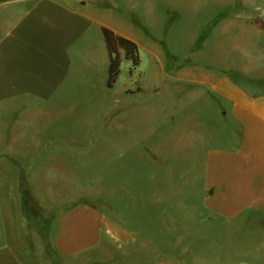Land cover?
Returning a JSON list of instances; mask_svg holds the SVG:
<instances>
[{
	"label": "rangeland",
	"instance_id": "374dc122",
	"mask_svg": "<svg viewBox=\"0 0 264 264\" xmlns=\"http://www.w3.org/2000/svg\"><path fill=\"white\" fill-rule=\"evenodd\" d=\"M111 1L120 5L121 17L137 23L133 25L137 34L169 50L171 58L164 62L169 68L176 69L178 59L191 54H200L201 63L216 64L217 55L232 56L243 44L264 55V0H230L226 6L224 0H152L155 10L149 22L147 0H134L139 6L132 11L126 9L125 0ZM242 6L250 8L243 14L253 27L249 34L229 27L225 37L223 26L236 19ZM151 21L153 27L147 26ZM120 56L111 89L105 87L107 67L99 60L92 84L62 93L53 106V123H46L53 124V204L50 194L44 193L46 187L42 192L23 190L27 262L43 264L41 248L47 239L39 231L46 222L42 215L53 211L54 224L61 210L87 202L129 232L122 240L107 239L106 251L99 257L102 263L90 264L113 260L264 264L260 230L216 225L199 204L203 153L214 144L208 136L219 125L213 119L214 108L180 100L176 81L170 79L171 87L161 81L157 70L162 61L145 50H138L136 66L128 59L130 53L120 50ZM132 244L139 248H131ZM150 245L164 251H147ZM53 264H59L55 256Z\"/></svg>",
	"mask_w": 264,
	"mask_h": 264
},
{
	"label": "crops",
	"instance_id": "0c3cea01",
	"mask_svg": "<svg viewBox=\"0 0 264 264\" xmlns=\"http://www.w3.org/2000/svg\"><path fill=\"white\" fill-rule=\"evenodd\" d=\"M124 5L130 11L139 6L134 0ZM144 10L146 21H153L152 0ZM120 11L111 0H0V264H30L23 190L46 187L53 204V124L46 123H53V106L62 93L92 84L97 61L108 70L102 27L162 61L157 73L170 87V79L176 81L180 100L214 108L219 125L208 136L214 144L203 153L199 204L216 225L238 224L264 234V55L243 44L232 56L217 55L216 64L201 63L200 54H191L169 68L164 63L171 58L169 50L137 34V23ZM237 12L222 28L225 37L229 27L248 34L253 27L243 14L250 8ZM152 21L147 26L153 27ZM140 30L151 35L143 26ZM41 218L46 222L39 231L47 239L43 264H53V256L59 264L100 263L107 239L129 235L114 217L87 202L61 210L54 224L53 211ZM152 246L145 248L164 251Z\"/></svg>",
	"mask_w": 264,
	"mask_h": 264
},
{
	"label": "trees",
	"instance_id": "16d2710c",
	"mask_svg": "<svg viewBox=\"0 0 264 264\" xmlns=\"http://www.w3.org/2000/svg\"><path fill=\"white\" fill-rule=\"evenodd\" d=\"M101 33L103 36L109 61L106 87L110 89L112 88L119 74V66L121 63L120 50H124L126 53H130V57H128V59L131 60L133 66H136L139 62L138 48L134 42L116 35L108 28L102 27Z\"/></svg>",
	"mask_w": 264,
	"mask_h": 264
}]
</instances>
